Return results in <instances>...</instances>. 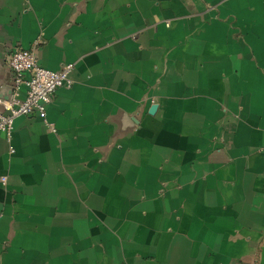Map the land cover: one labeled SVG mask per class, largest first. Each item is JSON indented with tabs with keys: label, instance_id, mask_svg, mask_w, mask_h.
Segmentation results:
<instances>
[{
	"label": "crops",
	"instance_id": "obj_1",
	"mask_svg": "<svg viewBox=\"0 0 264 264\" xmlns=\"http://www.w3.org/2000/svg\"><path fill=\"white\" fill-rule=\"evenodd\" d=\"M17 47L74 82L0 132V264H264V0H0L5 99Z\"/></svg>",
	"mask_w": 264,
	"mask_h": 264
},
{
	"label": "built area",
	"instance_id": "obj_2",
	"mask_svg": "<svg viewBox=\"0 0 264 264\" xmlns=\"http://www.w3.org/2000/svg\"><path fill=\"white\" fill-rule=\"evenodd\" d=\"M8 62L14 73V92L7 99L0 97V132L10 138L16 119L33 113H39L44 122L51 125L48 106L59 87L73 84L71 74L75 64L69 62L58 70L51 69L41 64L33 49L22 47L10 52ZM23 85L26 91L22 96L20 87ZM2 180L5 181L6 177L3 176Z\"/></svg>",
	"mask_w": 264,
	"mask_h": 264
},
{
	"label": "water",
	"instance_id": "obj_3",
	"mask_svg": "<svg viewBox=\"0 0 264 264\" xmlns=\"http://www.w3.org/2000/svg\"><path fill=\"white\" fill-rule=\"evenodd\" d=\"M156 109H157V104H153V105L151 106L150 111L153 113V112L156 111Z\"/></svg>",
	"mask_w": 264,
	"mask_h": 264
}]
</instances>
